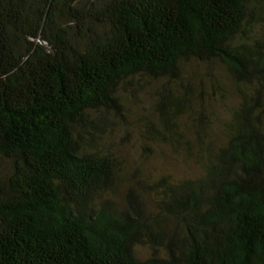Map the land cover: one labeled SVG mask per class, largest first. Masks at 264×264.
Returning a JSON list of instances; mask_svg holds the SVG:
<instances>
[{"label": "trees", "instance_id": "trees-1", "mask_svg": "<svg viewBox=\"0 0 264 264\" xmlns=\"http://www.w3.org/2000/svg\"><path fill=\"white\" fill-rule=\"evenodd\" d=\"M191 61L239 93L221 145L170 92ZM141 78L165 82L146 137L199 174L106 146ZM0 264H264V0H0Z\"/></svg>", "mask_w": 264, "mask_h": 264}, {"label": "rangeland", "instance_id": "rangeland-1", "mask_svg": "<svg viewBox=\"0 0 264 264\" xmlns=\"http://www.w3.org/2000/svg\"><path fill=\"white\" fill-rule=\"evenodd\" d=\"M162 83L165 82L148 78L136 80L137 85L128 91L123 102V115L108 116L107 124L112 131L106 146L123 157L130 171L153 176L169 174L177 179L197 175L200 167L191 158L171 147L150 142L144 133L146 122L157 123L154 102ZM169 87L174 94L185 90L190 92L192 106L202 110L205 118L212 121L208 139L217 145L223 144L226 139L224 128L232 116L233 107L240 100L238 91L223 70L216 64L191 61L186 64L180 79L171 81ZM219 94L224 95L223 98ZM197 99L203 100L202 105L197 104ZM190 113L185 111L183 115L186 126L192 123ZM186 133L189 136L190 130ZM119 191L118 195L121 194ZM149 251L147 247L139 249L143 257Z\"/></svg>", "mask_w": 264, "mask_h": 264}]
</instances>
